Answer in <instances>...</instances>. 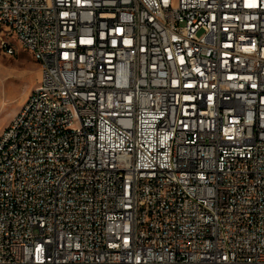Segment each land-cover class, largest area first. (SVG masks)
<instances>
[{
  "label": "built area",
  "instance_id": "built-area-1",
  "mask_svg": "<svg viewBox=\"0 0 264 264\" xmlns=\"http://www.w3.org/2000/svg\"><path fill=\"white\" fill-rule=\"evenodd\" d=\"M16 46L0 264H264V0H0Z\"/></svg>",
  "mask_w": 264,
  "mask_h": 264
},
{
  "label": "rangeland",
  "instance_id": "rangeland-1",
  "mask_svg": "<svg viewBox=\"0 0 264 264\" xmlns=\"http://www.w3.org/2000/svg\"><path fill=\"white\" fill-rule=\"evenodd\" d=\"M16 49L13 56L0 49V137L41 77L40 64L25 49Z\"/></svg>",
  "mask_w": 264,
  "mask_h": 264
}]
</instances>
